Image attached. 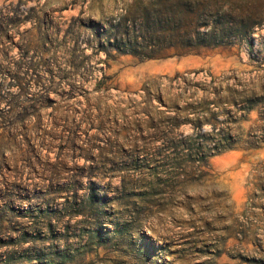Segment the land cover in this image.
<instances>
[{
  "label": "rangeland",
  "instance_id": "obj_1",
  "mask_svg": "<svg viewBox=\"0 0 264 264\" xmlns=\"http://www.w3.org/2000/svg\"><path fill=\"white\" fill-rule=\"evenodd\" d=\"M0 264H264V0H0Z\"/></svg>",
  "mask_w": 264,
  "mask_h": 264
},
{
  "label": "trees",
  "instance_id": "obj_2",
  "mask_svg": "<svg viewBox=\"0 0 264 264\" xmlns=\"http://www.w3.org/2000/svg\"><path fill=\"white\" fill-rule=\"evenodd\" d=\"M192 140H194V139L190 135H185L183 137H178V138H176L175 136H170V142L173 145L175 144L176 147H179V145H183V144L194 145L195 142H192ZM227 145H229V144H227L226 142L225 143L218 142L215 144V146L213 145V146L208 147L207 145L204 144V142H199V143H196V148L199 149L200 151L202 150L203 153H201V154H203V156H205V155H210L212 153H218L223 148L229 147Z\"/></svg>",
  "mask_w": 264,
  "mask_h": 264
}]
</instances>
